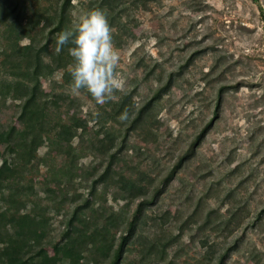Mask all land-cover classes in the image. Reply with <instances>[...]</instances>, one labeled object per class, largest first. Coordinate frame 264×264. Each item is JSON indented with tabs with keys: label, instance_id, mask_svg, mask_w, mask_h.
I'll return each instance as SVG.
<instances>
[{
	"label": "rangeland",
	"instance_id": "374dc122",
	"mask_svg": "<svg viewBox=\"0 0 264 264\" xmlns=\"http://www.w3.org/2000/svg\"><path fill=\"white\" fill-rule=\"evenodd\" d=\"M9 1L25 12H0V131L21 136L31 101L45 139L0 192V215L33 219L22 235L0 219V264L10 245L112 264L142 203L120 264H264V0H72L64 30L101 9L121 54L104 105L71 93L70 45L47 26L64 0Z\"/></svg>",
	"mask_w": 264,
	"mask_h": 264
},
{
	"label": "clouds",
	"instance_id": "9594fccd",
	"mask_svg": "<svg viewBox=\"0 0 264 264\" xmlns=\"http://www.w3.org/2000/svg\"><path fill=\"white\" fill-rule=\"evenodd\" d=\"M72 17L70 26L57 33L55 38L58 51L70 45L71 93L80 95L83 90L96 104L104 105L125 87V78L119 71L120 51L114 45L105 11L98 8L78 10L72 12ZM119 119L127 121L128 111L122 112Z\"/></svg>",
	"mask_w": 264,
	"mask_h": 264
},
{
	"label": "trees",
	"instance_id": "16d2710c",
	"mask_svg": "<svg viewBox=\"0 0 264 264\" xmlns=\"http://www.w3.org/2000/svg\"><path fill=\"white\" fill-rule=\"evenodd\" d=\"M72 0H64V3L62 4L61 11H60V17L56 21V19H52V21H47V26L53 25L55 26L53 31H51V34H54V32L63 31L65 27V14L67 12L68 7L71 5ZM14 4V6H12ZM16 1H13V3H10L9 0H0V12L4 14V16H9L10 14H16L15 22L22 21V14L25 12V5L22 4L18 6L17 8ZM103 8V5H102ZM113 7H111L112 9ZM6 20V19H5ZM32 20H30L31 22ZM19 24V23H18ZM39 63V62H38ZM19 120L24 123V132L20 136L17 131L13 128L10 131L7 132H1L0 131V144L5 147L6 152L3 155L2 159V165L0 166V192L3 191V189L9 184L10 179L14 176L18 171V164L20 161H27L28 159H31L32 154L35 152L36 149H38L43 140L45 139V136L40 132V130H37L38 126L40 125V118L36 110H34V107H32L31 101H27L19 115ZM36 129V130H35ZM42 129V128H41ZM37 131V132H36ZM69 135V136H68ZM74 135L66 129H64L62 132L59 133L58 140L63 141L67 140L68 142L72 140ZM201 137L197 139V142H199ZM196 145V143H195ZM194 146V145H193ZM195 147V146H194ZM194 149V148H193ZM192 149V150H193ZM191 150V151H192ZM115 158V155L112 156V160ZM112 163V162H111ZM108 170L103 173V175L100 177V179L95 183H104L108 178ZM134 185L132 184V188ZM162 192V189H158L156 192V196ZM10 202L12 204L18 205L19 203L14 198V196L11 194L9 197ZM147 203H142L139 205L138 211L135 214L134 219L129 223V227L127 230V236L124 237L120 247L115 253L114 261L112 264H120V260L122 259V256L124 254V245L127 243V241L135 234L137 222L140 220L141 215L143 213V207ZM0 219H5L6 222L3 224L4 228L8 232L9 228H16V234L22 235L23 233L27 232V229L29 228V225L33 223V219H31L29 216H23V219H27L26 222L19 223L15 219V215L12 214L11 216L6 215H0ZM26 224V225H25ZM88 244V241H87ZM8 246V245H7ZM5 252L7 254L6 259L7 260H13V262L7 261L6 263L3 260V264H61L60 260L56 257H49L46 252L41 249L35 256H31L30 259H20V257H12L11 251H13V246L10 245L7 247ZM37 258H40V261H36ZM10 262V263H9Z\"/></svg>",
	"mask_w": 264,
	"mask_h": 264
}]
</instances>
